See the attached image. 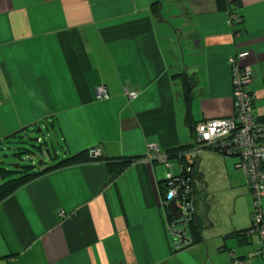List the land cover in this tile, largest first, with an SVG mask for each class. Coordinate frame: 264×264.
<instances>
[{
    "label": "crops",
    "instance_id": "0c3cea01",
    "mask_svg": "<svg viewBox=\"0 0 264 264\" xmlns=\"http://www.w3.org/2000/svg\"><path fill=\"white\" fill-rule=\"evenodd\" d=\"M241 52L264 117L251 86L264 67V0H0V148L42 129L63 152L46 150L52 164L94 149L132 161L120 174L104 162L61 168L17 190L0 204V264H233L230 251L264 264L259 242L237 236L250 226L237 217L217 230L200 201V240L176 250L163 189L184 165L145 158L149 143L193 146L199 122L233 116L229 59ZM204 155L192 179L206 184L200 195Z\"/></svg>",
    "mask_w": 264,
    "mask_h": 264
},
{
    "label": "built area",
    "instance_id": "2783aa9c",
    "mask_svg": "<svg viewBox=\"0 0 264 264\" xmlns=\"http://www.w3.org/2000/svg\"><path fill=\"white\" fill-rule=\"evenodd\" d=\"M240 21L238 12L228 13V24L233 27ZM246 52H241L229 59L234 114L230 118L210 119L199 122L194 128V144L190 150L179 154V158L186 170V176L176 177L173 173L167 175L166 193L163 205L167 206L177 199L179 192L183 195V202L178 205L184 209V217L173 221L169 225L175 243V249L181 250L192 245L190 223L194 220L192 203V179L196 173L198 156L202 149H209L217 154L236 159L235 168L240 170L245 178L252 201L251 226L248 237H257L260 245L258 256H264V119L256 113V97L249 90L252 81V69L244 64ZM98 99H109L105 87L97 89ZM130 99H136L138 92H126ZM93 159L102 156L99 149L90 151ZM146 160L156 161L171 169L168 153L157 144L149 143ZM233 264H245L236 255L229 252Z\"/></svg>",
    "mask_w": 264,
    "mask_h": 264
},
{
    "label": "rangeland",
    "instance_id": "374dc122",
    "mask_svg": "<svg viewBox=\"0 0 264 264\" xmlns=\"http://www.w3.org/2000/svg\"><path fill=\"white\" fill-rule=\"evenodd\" d=\"M254 75V81L251 86L253 90L257 92L258 98L264 100V67L255 68ZM196 106L197 104L195 103V107ZM192 124L193 123L191 121H188V125L191 126ZM52 136L51 134L48 135L47 131H43V133L34 132L33 134L31 132L27 139L39 138L40 142L28 143L27 139H23L24 141L22 142H19L20 140L16 141L15 145L11 144L10 146L7 145L5 148H0V168L14 171L17 170L14 167L15 165H33L38 167L39 161L44 159L48 161V163L52 164L50 158L47 159L48 156H46V150L49 149L52 156L53 153H58V155H60L59 157H61L63 153L62 149L58 146V143L54 141L55 139ZM53 141L55 144L52 147ZM15 148H25L30 152L23 154L21 157L15 156ZM201 153L202 155L205 154L203 157L201 174L207 176L209 179L210 188H205L204 193L201 195V192L199 191L200 193L197 194V196H199L196 198V202L199 203L200 201V204L203 205V201H206V205L209 206L207 209L209 211V216H211L210 218L214 221L213 226L217 230H222V228L230 225L233 219H236L237 217L239 218L238 220L241 225L251 226L250 213L252 211V203L249 206L247 200L248 189L245 178L242 172L235 168V165H232L234 175L228 177V175L223 171V166L221 165V162L225 161H232L234 164L236 159L217 154L209 149H202ZM175 164L176 163L173 161L171 162V165L175 166ZM173 171L176 173L175 176H181L182 167L180 169L173 168ZM196 179L197 181L195 185L198 190L201 186L200 183H203L204 181L201 182L198 175L196 176ZM203 184L206 186L205 183ZM241 215L244 217H240ZM245 217L247 220L243 221ZM254 240L258 242L257 237H254Z\"/></svg>",
    "mask_w": 264,
    "mask_h": 264
},
{
    "label": "trees",
    "instance_id": "16d2710c",
    "mask_svg": "<svg viewBox=\"0 0 264 264\" xmlns=\"http://www.w3.org/2000/svg\"><path fill=\"white\" fill-rule=\"evenodd\" d=\"M184 85L186 86L187 101L190 105V102L192 100L194 85H190L188 83V81L185 82ZM262 119H264V117H262ZM19 139H20L19 142H22V141H24L23 139L26 140L27 138L24 136H20ZM191 148H192V146H184V147H180L178 149H175V151H167V153L170 156V158L172 159L173 157L175 158V157L179 156L180 153L187 151V150H190ZM16 150H17V152H16ZM90 151L91 150L83 151L77 155H74V156H71V157H68V158H65L62 160H58V162H56L55 164L49 165V166H46V165L50 164V163H48V161H46L44 159V160L39 161L38 167L33 166V165H27V166L18 165L17 168L15 167L17 170H14V171H10V170H6L4 168H0V181H1V183H0V204L2 202H4L6 199H8L11 195H13L20 188L26 186L30 182L46 175L49 172L54 171V170H58L61 168H65V167H69V166H73V165H78V164H82V163H88V162H104V163H106V166L110 170V172L120 174L132 162V161H124V162H120V163H115L114 161L110 160L109 158L104 159L102 156L97 158V159H93L90 155ZM29 152L30 151L26 150L25 148H17V149L15 148V156L21 157L23 154H27ZM48 152H50L49 149H48ZM57 159H58V157L57 158L53 157L52 161H56ZM163 190L166 193V186L164 187ZM189 228H190V235H191V238L193 240L192 244L199 242V240H200L199 236L200 235H199L198 228L196 227L194 220L190 223ZM249 229L244 231V232L238 233L237 236H239L243 239L244 238L247 239L248 238L247 232L249 231Z\"/></svg>",
    "mask_w": 264,
    "mask_h": 264
},
{
    "label": "water",
    "instance_id": "95a60500",
    "mask_svg": "<svg viewBox=\"0 0 264 264\" xmlns=\"http://www.w3.org/2000/svg\"><path fill=\"white\" fill-rule=\"evenodd\" d=\"M38 133H43V131H42V129H39L38 130ZM27 141L29 142V143H33V142H40V139L38 138V139H33V138H28L27 139ZM14 167H18V166H14ZM183 176H186L187 177V175H186V170L185 169H183ZM194 178V175H192L191 176V179H193ZM204 183V182H203ZM197 188L194 186V188H193V193H192V195H193V197H194V201H193V203H192V206H193V210H194V220L195 221H197L198 222V216H197V214H196V210H197V202H196V200H195V198H196V196H197ZM202 193H204V191H202ZM179 202H183V195H182V193L181 192H179V196H178V198L177 199H174V200H172L166 207H167V210H168V212L173 216V218H174V221L175 222H178V221H180L183 217H184V214H185V211H184V209L183 208H181L179 205H178V203ZM202 206H204L205 208H209V206L208 205H206V201L204 200L203 201V205ZM206 219H208V214H207V212H206Z\"/></svg>",
    "mask_w": 264,
    "mask_h": 264
},
{
    "label": "flooded vegetation",
    "instance_id": "af4514ba",
    "mask_svg": "<svg viewBox=\"0 0 264 264\" xmlns=\"http://www.w3.org/2000/svg\"><path fill=\"white\" fill-rule=\"evenodd\" d=\"M193 188H194V185H192V191H191V193H193ZM197 194H198V192H197ZM193 199H194V197H193ZM197 207H198V205H197Z\"/></svg>",
    "mask_w": 264,
    "mask_h": 264
}]
</instances>
